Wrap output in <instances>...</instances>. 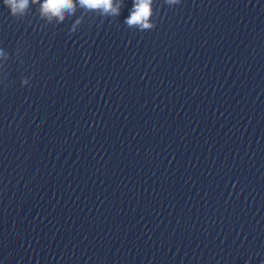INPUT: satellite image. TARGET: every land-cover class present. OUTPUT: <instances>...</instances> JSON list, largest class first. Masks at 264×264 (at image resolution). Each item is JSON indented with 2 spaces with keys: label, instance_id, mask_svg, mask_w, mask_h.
<instances>
[{
  "label": "clouds",
  "instance_id": "9594fccd",
  "mask_svg": "<svg viewBox=\"0 0 264 264\" xmlns=\"http://www.w3.org/2000/svg\"><path fill=\"white\" fill-rule=\"evenodd\" d=\"M36 3L37 0H32ZM79 5L89 10H102L104 14L119 15L120 5L114 6L113 0H78ZM168 3H176L177 0H167ZM153 0H134L131 14L125 20L129 26L138 25L142 30L154 27L149 22L150 16L153 15L151 7ZM29 6V0H3V7L9 10L11 17L24 15L25 10ZM75 10L73 0H44L40 7L42 16H46L49 20L52 17H58L63 20L65 12L72 13Z\"/></svg>",
  "mask_w": 264,
  "mask_h": 264
}]
</instances>
